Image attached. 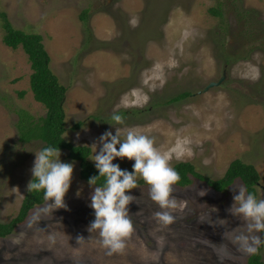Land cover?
Returning a JSON list of instances; mask_svg holds the SVG:
<instances>
[{
    "label": "rangeland",
    "instance_id": "374dc122",
    "mask_svg": "<svg viewBox=\"0 0 264 264\" xmlns=\"http://www.w3.org/2000/svg\"><path fill=\"white\" fill-rule=\"evenodd\" d=\"M217 2L220 19L208 12ZM0 12L16 29L43 37L51 71L67 88L64 138L89 147L92 163L104 132L119 129L123 141L134 130L154 140L170 167L190 162L218 179L234 160L254 166L257 199H264V0H0ZM242 30L250 38H240ZM224 72L221 85L202 92ZM30 73L23 50L2 43L0 26V223L18 213L42 146L19 142L15 129L19 113L45 114L30 91ZM182 92L189 96L171 101ZM77 122L82 127L71 130ZM60 152L61 162L74 164L67 208L41 213L29 227L44 200L0 239V264H248L250 254L232 242L244 224L229 211L240 180L225 193L199 180L173 186L177 206L167 227L154 219L160 209L148 186H138L126 193L136 197L128 205L134 230L124 250L109 255L98 233L87 231L94 188L80 178L79 163ZM113 163L132 171L134 161ZM259 254L264 264V244Z\"/></svg>",
    "mask_w": 264,
    "mask_h": 264
},
{
    "label": "clouds",
    "instance_id": "9594fccd",
    "mask_svg": "<svg viewBox=\"0 0 264 264\" xmlns=\"http://www.w3.org/2000/svg\"><path fill=\"white\" fill-rule=\"evenodd\" d=\"M111 119L116 124L124 123L120 114L114 113ZM119 131L116 129L115 135L106 131L99 137V144L102 146L91 158L98 175L88 180L89 186L94 188L90 194L89 207L94 211L95 219L87 231L98 233V242L109 255L122 252L126 240L134 230L128 205L136 197L127 195L126 192L138 187V179H142L148 186L150 199L160 209L155 212L154 219L161 227H167L174 222L175 217L171 210L177 204L172 192L173 185L180 180L179 173L170 167L169 158L154 147L152 138L128 130L122 141ZM60 156L59 148L52 146L35 153L31 169L32 179L26 190L28 193L43 191L46 206L32 216L29 227L39 220L41 213L48 214L56 209L67 208L64 197L70 188L74 164L61 162ZM116 158L134 161L132 171L122 170L118 164H114L113 160ZM100 177L104 178V184L95 186ZM234 191H238V194L233 196L229 211L243 222L244 230L235 234L232 242L239 251L255 255L264 244V237L259 235L264 233V199L258 200L242 185L235 187ZM204 194L202 191V195ZM83 240L82 236L77 237L78 242Z\"/></svg>",
    "mask_w": 264,
    "mask_h": 264
},
{
    "label": "trees",
    "instance_id": "16d2710c",
    "mask_svg": "<svg viewBox=\"0 0 264 264\" xmlns=\"http://www.w3.org/2000/svg\"><path fill=\"white\" fill-rule=\"evenodd\" d=\"M87 11H82L80 15L81 20L86 19ZM208 12L213 17L223 18L220 2L210 7ZM0 21L2 43L11 50L21 48L25 53L31 69L29 76L30 91L34 100L45 109L44 116L38 119L31 118L25 112L18 114V120L15 123L18 141L21 143L40 141L42 143L40 150L48 146L57 147L60 151L66 150L68 152V159L79 163L80 178L88 182L90 177L98 175V171L94 163L89 160L91 156V149L89 147L74 145L64 138V134L67 131L64 110V98L67 88L59 82L58 77L51 71V59L44 47L43 37L37 33L16 29L3 12H0ZM239 37L243 40L250 38L248 33L243 30ZM188 96L187 92H182L177 94L171 101H179ZM82 125L83 122H77L70 129L77 130ZM172 168L180 176V180L173 185L175 187H189L194 183V180H199L215 192L225 193L236 180H240L248 192L257 198L256 188L260 181V175L254 166L245 164L240 160L232 161L224 175L218 179H211L199 173L190 162L175 163ZM104 182V178L100 177L95 186H102ZM137 183L138 186H147L142 179H138ZM43 203V191L27 192L16 216L7 223H0V239L10 235L17 226L24 222L28 215H31ZM248 264H262L259 251L257 254L249 256Z\"/></svg>",
    "mask_w": 264,
    "mask_h": 264
},
{
    "label": "water",
    "instance_id": "95a60500",
    "mask_svg": "<svg viewBox=\"0 0 264 264\" xmlns=\"http://www.w3.org/2000/svg\"><path fill=\"white\" fill-rule=\"evenodd\" d=\"M226 76H225V72L223 73L222 77L217 81V82H210L204 89L202 92H207L208 90L214 88V87H218L219 85H221V83L225 80Z\"/></svg>",
    "mask_w": 264,
    "mask_h": 264
}]
</instances>
